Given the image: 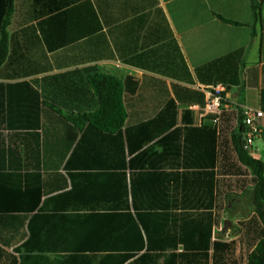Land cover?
<instances>
[{
    "label": "crops",
    "instance_id": "0c3cea01",
    "mask_svg": "<svg viewBox=\"0 0 264 264\" xmlns=\"http://www.w3.org/2000/svg\"><path fill=\"white\" fill-rule=\"evenodd\" d=\"M257 1L254 24L250 0H14L3 27L0 0V264H247L264 227L240 115L204 107L223 85L264 113ZM96 76L119 130L92 120Z\"/></svg>",
    "mask_w": 264,
    "mask_h": 264
},
{
    "label": "trees",
    "instance_id": "16d2710c",
    "mask_svg": "<svg viewBox=\"0 0 264 264\" xmlns=\"http://www.w3.org/2000/svg\"><path fill=\"white\" fill-rule=\"evenodd\" d=\"M56 0H33V4L48 7V12H60L66 10L75 4L87 0H59L58 6L51 8V4ZM251 1V10L253 14L254 24L258 21V1ZM152 4L156 5L152 2ZM158 11V10H157ZM14 12V0H6V11L3 27L9 25L10 18ZM220 20L229 23L219 17ZM232 24V23H230ZM255 36V32L253 34ZM2 54L0 60L3 59V42L0 48ZM91 85L94 93L99 101V110L92 115L95 123H107L111 130H119L125 121V112L122 106L121 94L118 83L109 77L96 76L92 79ZM242 132L243 127L241 118L236 132L233 135V145L239 162L248 168L254 177V202L255 210L264 227V164L260 160L252 158L249 153L242 148ZM247 264H264V237L258 242L252 253L248 257Z\"/></svg>",
    "mask_w": 264,
    "mask_h": 264
},
{
    "label": "built area",
    "instance_id": "2783aa9c",
    "mask_svg": "<svg viewBox=\"0 0 264 264\" xmlns=\"http://www.w3.org/2000/svg\"><path fill=\"white\" fill-rule=\"evenodd\" d=\"M211 90L212 93L209 94V99L205 103L204 113L215 114L218 117V122L225 111L233 110L237 116L240 115L243 127L242 148L249 153L255 140L261 134L264 113L260 110L233 104L230 92L223 85H216Z\"/></svg>",
    "mask_w": 264,
    "mask_h": 264
}]
</instances>
